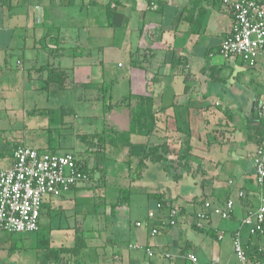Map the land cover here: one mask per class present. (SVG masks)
Here are the masks:
<instances>
[{
	"label": "crops",
	"instance_id": "obj_1",
	"mask_svg": "<svg viewBox=\"0 0 264 264\" xmlns=\"http://www.w3.org/2000/svg\"><path fill=\"white\" fill-rule=\"evenodd\" d=\"M36 1L33 7L28 5L26 13H21L16 7L18 0H0V73L8 70L6 51L17 49L21 41L22 54L15 64L22 69L24 102L32 96L27 89L46 77V71L40 70L44 67L63 70L71 83L69 90H74L80 82L91 86L88 75L93 70L91 66L96 64L91 65L87 57H95L103 67L104 83L109 80L127 82V97H131V105L134 106V98L138 96L152 98L155 130L146 137L134 136L148 142L158 137L164 142L170 138H184V143H188L189 139L199 143L197 139L202 132L206 141L204 145L207 146L201 151L195 149L198 154L195 153L194 160H206L217 170L212 173L209 189L202 190L200 197L191 198L185 207L178 206L181 215L177 225L160 230L154 237L148 235V229L136 228L132 231L131 225H125L127 213H118V208L127 205L128 199L110 207L111 214L102 215L104 219L98 225L99 231L92 229L93 220L86 222V217H83L80 227L73 226L74 235L78 233L86 245L78 259L67 254L46 257L40 247L41 237L35 245L23 240L12 243L2 239L0 264H230L223 260L221 247L232 245L233 252L230 241L235 232L239 233L246 253L245 263L264 264V257L261 260L255 258L256 251L264 253V231L256 236L241 233V221L247 211L256 208L259 195L253 156L259 141L254 130L259 127L257 123L264 120V59L248 67L234 60L226 63L216 55V50L231 29L232 17L228 7L220 0ZM254 1L264 5V0ZM107 12L110 13L109 18ZM109 55L126 60L118 75L114 69L103 65L104 56ZM32 90L43 92L39 88ZM125 98L121 96L123 101ZM125 104L123 107H126ZM37 110L46 111L39 114L42 116L54 113L51 108ZM33 111H26L25 115H33ZM61 111L63 116L70 114ZM23 125L24 135L28 130H45V127ZM69 127L70 124L61 118V126H52L49 131ZM7 141H0V170L11 166L14 147L25 145L20 141ZM43 145L45 152L52 151L49 139ZM148 164L150 162L146 166ZM92 185L95 183L74 187L59 198L64 200L69 193L87 198L92 192L86 187ZM239 192L244 193L243 198L237 197ZM228 199L234 202L229 220L216 216L202 222L194 219V214L202 209L203 203L223 205ZM169 202L173 203L172 207L175 206L174 201ZM59 204L47 198L41 206V213L63 210L64 207ZM151 204H148L149 207H152ZM100 205L94 203L95 211L101 208ZM74 207L77 209L76 205ZM79 212L86 213L80 209ZM166 213L162 210L157 215ZM94 214L98 218V213ZM220 232L229 239L225 244V238L217 239ZM88 237L98 239V242L88 243ZM48 244L53 250L70 248L74 237L70 246L52 247L50 241ZM134 244L149 248L153 256L148 257L142 250L130 249L129 246ZM188 254L194 255L195 263L186 258Z\"/></svg>",
	"mask_w": 264,
	"mask_h": 264
},
{
	"label": "rangeland",
	"instance_id": "obj_2",
	"mask_svg": "<svg viewBox=\"0 0 264 264\" xmlns=\"http://www.w3.org/2000/svg\"><path fill=\"white\" fill-rule=\"evenodd\" d=\"M36 3V0H18L16 7L21 13H26L28 5L33 7ZM51 32L54 33V30L51 29ZM20 42H18L17 49L6 51L7 58L5 59H7L8 70L0 73V126L3 129L0 131V141L2 139L4 141L6 139L8 141H20L24 142L26 147L40 148L43 150L41 152H44L43 144L49 139L50 148L53 152L60 155L67 152L75 153L80 165H87L92 173L90 175L91 181L86 182V185L92 183L95 185L86 187L93 193H90L87 198L73 193L65 195L64 200L59 197V199L50 198L51 201H58L64 209L53 211L51 214L43 211L40 217L41 230L38 233L2 235L0 236V243L2 239H6L12 243L23 240L35 245L36 240L41 237L50 241L52 247L70 246L73 243V226L80 227L84 220L83 217L87 218L86 222L93 220L94 227L92 229L100 230L98 225L104 219L102 215L104 213L111 214L110 207L122 203L118 200L120 190H129L130 192L127 205L118 208V213L123 215L127 213L124 221L126 226L131 225V229L134 231L136 229L135 222H144L148 219L159 227L157 218L163 215H157L159 210L156 208V201L158 199L170 206L173 203L169 201L172 200L175 202V206L185 207L191 198L200 197L202 190L209 189L212 173L217 169L206 160H200V162L194 160L196 158L195 153L198 154V151L206 149L207 146L204 145L206 141L202 132L197 139L199 143H196L194 139H189L188 143H184V138H179L180 140L170 138L171 140L168 141L167 139L164 142L162 138L158 137L150 139L148 142L147 139L137 138L133 135L131 139L133 145L129 149L120 147L117 143L116 145L105 143L103 151L100 152L95 140L92 146L88 144L90 139L86 143L80 140L78 136L84 134L98 137L113 130L116 132L113 133L115 135L128 130L130 124L128 116L130 108L128 105L123 107L124 101L121 99V96H128L127 82L109 80L104 83L101 73L103 67H100L95 57H87L92 62L91 65L96 64L95 67L91 66L93 70L88 75L91 86L80 82L81 85L77 83L74 90H54L48 93H40L32 89L40 87L41 82H34L33 87L27 89L32 96H29L31 98L24 102L22 69L21 67L17 68L15 64L17 58L21 57L23 50L20 49L22 46ZM113 56L114 58H111L110 55L109 57L104 56L103 65L105 67L108 65L118 75L126 60ZM95 97L99 99L95 100ZM117 103L118 105H116ZM44 108H51L54 113L50 116L25 115L26 111ZM61 110L68 111L70 114L63 116ZM61 118L69 123L70 127L66 130L49 131L48 129H51L52 126L55 127L57 124L58 127L61 126ZM23 124L31 128L32 125L45 127V130L35 132L28 130L27 134L24 135ZM105 129L107 130L104 131ZM110 129L112 130L110 131ZM205 139L208 140L206 137ZM192 142L194 143L192 144ZM154 148H157V153L163 154L164 161L150 163L148 166H146L148 163L146 161L145 169L141 171L138 179L136 175L138 174L139 160L143 157V153L152 151ZM186 155L187 159H185ZM95 202L97 205L101 203V208L97 206V208L99 207L97 211L93 206ZM148 204H151L152 207H149ZM75 205L77 209H75ZM79 209L86 213H80ZM149 210L155 214L150 218L148 217ZM94 212L98 213V218ZM108 220L111 218L108 217ZM242 227L243 232L241 233L248 236V227L246 228L244 225ZM224 238L223 244L229 241L225 235ZM96 241L98 242V239L88 237V243ZM230 243L232 244L231 241ZM221 252L224 261L227 260L230 264H239L232 252V245L228 248L226 246L225 248L221 247Z\"/></svg>",
	"mask_w": 264,
	"mask_h": 264
},
{
	"label": "built area",
	"instance_id": "obj_3",
	"mask_svg": "<svg viewBox=\"0 0 264 264\" xmlns=\"http://www.w3.org/2000/svg\"><path fill=\"white\" fill-rule=\"evenodd\" d=\"M220 2L228 7L232 25L216 50V55L226 63L234 60L248 67L255 66L259 60L264 59V5L254 0ZM253 168L259 191L257 205L255 209L247 211L241 221V225L248 227L250 236L262 234L264 231V139L256 147ZM87 175L81 170L79 160L73 152L60 155L41 152L24 145L14 147L11 166L0 170V234L38 232L41 206L45 199L60 197L74 187L89 183L91 179ZM237 197L243 198L244 193L239 192ZM222 204L203 203L202 209L194 214V219L202 222L216 216L222 220H229L232 217L234 202L228 199ZM156 208L167 211L165 215L157 218L159 227L148 219L134 224L136 228L148 229V235L151 237L156 236L161 229L174 228L181 213L177 206L157 203ZM152 215L155 214L150 211L148 217ZM223 238V232L217 233L218 240ZM232 244L236 259L239 263L246 264L247 258L239 233H233ZM129 248L142 250L148 257L154 254L149 248L137 244ZM186 258L192 263L196 262L192 254H188Z\"/></svg>",
	"mask_w": 264,
	"mask_h": 264
},
{
	"label": "trees",
	"instance_id": "obj_4",
	"mask_svg": "<svg viewBox=\"0 0 264 264\" xmlns=\"http://www.w3.org/2000/svg\"><path fill=\"white\" fill-rule=\"evenodd\" d=\"M108 18L110 17V13L107 12ZM58 52L61 51L58 50ZM41 71H46V77L41 81V86L38 87L40 91L43 92H48L51 90H58V91H64V90H69L71 89V83L68 80L67 74L61 70L60 68L57 67H44L40 69ZM135 99V104L134 106L131 105V97H126L124 100L127 102V104H124L130 108V113H129V119H130V124H129V129L127 131L118 133L113 135V132L111 131L108 134H104L102 136L96 137L95 135L93 136H85L83 135L80 140L84 141L85 143L88 142L89 146H92L93 141L97 142V147L99 149V152L102 150L103 151V146L105 143H111V144H119L120 147L123 148H130L131 143H130V137L131 135H139V136H149L154 130L156 126V119L153 116L154 113L152 111V98L150 97H144V96H138ZM46 111L42 110H34L33 114H45ZM257 127L254 130L255 135L259 136L258 137V145L261 143L264 139V120H260L257 123ZM49 130V129H48ZM185 143H187L185 141ZM257 145V146H258ZM50 152V151H48ZM51 153H56L51 151ZM143 157L139 160L138 162V174L136 175L138 179L140 178L139 175H141V171L145 169V162L148 161L150 163H161L164 161L163 154L157 153V148H154L152 151H147V153H143ZM187 159V155L185 156ZM130 163V162H129ZM80 164V163H79ZM129 168V164H128ZM130 169V168H129ZM81 170L85 173H87L88 177L92 174L91 171L89 170L88 166L85 164L81 165ZM91 179V177H90ZM91 181V180H90ZM120 201L124 202L125 200L129 199V190H120ZM123 195V197H121ZM157 203H160V205L166 204L161 199H158L156 201ZM172 207V206H171ZM163 210V208H162ZM160 211V210H159ZM113 212V211H112ZM111 212V213H112ZM181 215V213H180ZM195 229V228H194ZM162 230V229H161ZM74 237V244L70 248H60V249H50L49 244L47 240H41L42 243H40V247L45 251L46 257H49L51 255L54 256H59L61 254H67L70 255L73 258L78 259L82 250L85 248V242L81 237H79L78 233H75ZM246 254V253H245ZM264 257V253L262 251L255 252V258L258 260H261ZM259 264V263H258Z\"/></svg>",
	"mask_w": 264,
	"mask_h": 264
}]
</instances>
